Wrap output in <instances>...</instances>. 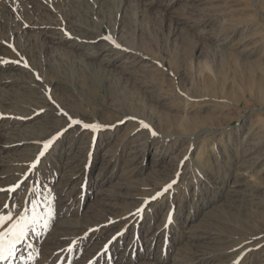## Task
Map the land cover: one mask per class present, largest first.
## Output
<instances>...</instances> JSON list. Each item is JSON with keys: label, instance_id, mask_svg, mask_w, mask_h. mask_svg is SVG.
I'll return each mask as SVG.
<instances>
[{"label": "rangeland", "instance_id": "obj_1", "mask_svg": "<svg viewBox=\"0 0 264 264\" xmlns=\"http://www.w3.org/2000/svg\"><path fill=\"white\" fill-rule=\"evenodd\" d=\"M263 2L0 0V211L38 221L17 264H264Z\"/></svg>", "mask_w": 264, "mask_h": 264}, {"label": "snow or ice", "instance_id": "obj_2", "mask_svg": "<svg viewBox=\"0 0 264 264\" xmlns=\"http://www.w3.org/2000/svg\"><path fill=\"white\" fill-rule=\"evenodd\" d=\"M105 40H112V37L105 36ZM113 43H115L113 41ZM116 47H120L119 44L115 45ZM27 67V65H25ZM37 79H39V76H37ZM126 119H135L134 117H126ZM119 123H123V121H120ZM142 128H148L149 126L144 123L143 121L140 122ZM72 125H80L84 129H92L96 130L97 128H102L104 126L99 124H88L83 123L80 120L72 119L70 120L69 127ZM61 135L60 132L56 133L55 136H53L51 139L44 142L43 148L40 150L38 156L36 157V160L33 161V163L29 167V171H32L38 167L39 161L42 159V157L45 155L46 150L49 148V146ZM153 135H155V132H153ZM187 159V158H185ZM183 163V161H181ZM176 181L173 180L171 183L165 186V188L161 192H157L155 196H152L150 198H147L145 200V204L148 203L149 200H155L158 197H160L163 194V191H167L171 188L172 184H175ZM20 185H13L7 189L0 188V192H6L8 194H14L18 189ZM33 192H35V189H32ZM5 208L8 207V205H4ZM144 211V208H137L134 213L131 215L139 216ZM50 215V214H49ZM171 216H169V219ZM38 223L36 221L35 217H27L25 214L21 213L19 216H16L15 218L11 213L5 215L2 211H0V262L9 260L10 257H12L15 254L17 245L21 244L25 241L29 230L35 231L34 225ZM167 227V224L165 225Z\"/></svg>", "mask_w": 264, "mask_h": 264}, {"label": "bare ground", "instance_id": "obj_3", "mask_svg": "<svg viewBox=\"0 0 264 264\" xmlns=\"http://www.w3.org/2000/svg\"><path fill=\"white\" fill-rule=\"evenodd\" d=\"M257 9V8H256ZM257 11L258 12H260V11H264V2L263 3H261V5H260V9L258 8L257 9ZM250 25V24H249ZM231 36V35H230ZM62 38V37H61ZM262 39V38H261ZM60 41H61V39H60ZM224 41H225V39H224ZM54 42H56V41H54ZM59 42V41H58ZM57 42V43H58ZM60 43H62V42H60ZM224 55V54H223ZM227 55V54H226ZM232 56H233V58L235 57L234 56V54H232ZM228 57V56H227ZM226 57V58H227ZM232 59V58H231ZM236 59V58H235ZM222 60H225V57H224V59H222ZM225 61H227V60H225ZM243 61V60H242ZM246 61V60H245ZM251 62V61H250ZM249 62V63H250ZM14 63V62H13ZM17 63V62H16ZM22 63V62H21ZM241 63H243V62H241ZM5 65V64H4ZM248 65V67L250 68V70L252 71L253 70V68L254 67H257L258 69H261L263 72H264V62H262V61H257L256 63H254V61H253V63L251 62V64H247ZM225 67V66H224ZM247 67V66H246ZM16 69V68H15ZM222 69V68H221ZM238 70V69H237ZM240 73V72H239ZM235 75V74H234ZM236 76V75H235ZM255 77V76H254ZM250 78V77H249ZM242 79V78H241ZM225 82V81H224ZM226 83V82H225ZM255 83V82H254ZM225 92H226V90H225ZM231 93V92H230ZM230 93H229V95H230ZM227 95H228V93H226ZM236 95V94H235ZM231 97L233 96V99L235 98L234 97V94L233 95H230ZM238 97V96H237ZM236 97V98H237ZM40 107V106H39ZM43 108V107H42ZM38 110V109H37ZM61 114H64V112L63 113H61ZM72 119H75V118H73V117H68V119H67V122L66 123H68V122H70V120H72ZM77 120V119H76ZM69 124V123H68ZM63 125H65V124H63ZM251 128V127H250ZM253 128V127H252ZM260 129V128H259ZM259 129H257L258 131H259ZM254 130V129H253ZM205 130H203V131H200V132H197V134H195V135H198V134H200V133H202V132H204ZM255 132V131H254ZM191 136H193V135H191ZM142 139V138H141ZM259 141V140H258ZM139 144V143H138ZM252 144V143H251ZM256 144V143H255ZM90 145V144H89ZM120 145V144H119ZM249 149V148H248ZM251 150V149H250ZM253 150V149H252ZM131 151V150H130ZM251 152V151H250ZM252 154V153H251ZM84 157V156H83ZM259 159V158H258ZM81 161V160H80ZM65 163V162H64ZM83 163V165L82 166H84V165H86L85 163H87V157H86V159H85V161L84 162H82ZM32 164V163H31ZM252 164V163H251ZM67 165V164H66ZM92 166V163H90L89 164V166ZM64 166V165H63ZM88 166V167H89ZM90 166V167H91ZM27 168H28V166H27ZM63 168V167H62ZM66 168V167H65ZM84 168V167H83ZM104 168V167H103ZM74 169V168H73ZM82 170V169H81ZM70 171V170H69ZM72 171V170H71ZM32 171H29L28 170V172H26L24 175H27V174H30ZM76 172V171H75ZM24 175H22V176H24ZM70 175H71V173H70ZM239 175V174H238ZM63 176V175H62ZM69 177V176H68ZM70 178V177H69ZM20 179V178H19ZM175 179V178H174ZM18 181V180H17ZM17 181L16 182H14L13 184H10L8 187H11V186H13V185H16V183H17ZM163 188V187H162ZM63 189V188H62ZM174 189V188H173ZM160 190V189H159ZM63 191V190H62ZM97 191H99L98 189H97ZM158 191V190H157ZM69 192V191H68ZM156 192V191H155ZM154 192V193H155ZM97 193H99V192H97ZM156 194V193H155ZM106 195V194H105ZM109 195V194H108ZM101 196V195H100ZM151 196V195H150ZM103 197V196H102ZM101 197V198H102ZM148 198V197H147ZM76 200V199H75ZM110 200V199H109ZM66 201V200H65ZM60 204H61V202H60ZM61 207V206H60ZM74 207V206H73ZM74 209V208H73ZM135 209H137V208H135ZM77 210V209H76ZM134 210V209H133ZM75 211V210H74ZM64 213V212H63ZM131 214H132V211H131ZM121 216V215H120ZM134 217V216H133ZM136 217V216H135ZM139 217V216H138ZM137 220V219H136ZM140 220V219H139ZM127 221V220H126ZM125 221V222H126ZM157 229H158V227H157ZM133 233V232H132ZM114 236H117V233L116 234H114L113 235V237ZM112 237V238H113ZM150 237V236H149ZM155 238V237H154ZM143 248V247H142ZM12 258V259H11ZM234 258V257H233ZM20 259H21V257L20 256H12V257H10L9 258V262H8V264H11V262L13 263V264H17L19 261H20ZM232 259V258H231ZM230 260V259H229ZM22 264V263H21Z\"/></svg>", "mask_w": 264, "mask_h": 264}]
</instances>
